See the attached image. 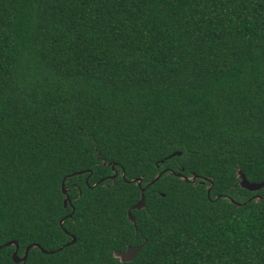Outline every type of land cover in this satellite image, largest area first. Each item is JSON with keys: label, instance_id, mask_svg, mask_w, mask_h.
<instances>
[{"label": "trees", "instance_id": "1", "mask_svg": "<svg viewBox=\"0 0 264 264\" xmlns=\"http://www.w3.org/2000/svg\"><path fill=\"white\" fill-rule=\"evenodd\" d=\"M237 171L264 180V0H0V264H264Z\"/></svg>", "mask_w": 264, "mask_h": 264}, {"label": "water", "instance_id": "2", "mask_svg": "<svg viewBox=\"0 0 264 264\" xmlns=\"http://www.w3.org/2000/svg\"><path fill=\"white\" fill-rule=\"evenodd\" d=\"M178 153L179 152H173V154H178ZM77 173H80V172H77ZM115 175H116V172H114L112 176H109V178L112 179ZM120 175L123 176V173H121ZM159 175H160V173L156 174L150 181H148L146 183L145 186L151 184L154 180H156L159 177ZM236 175L239 177L238 184L241 187L246 188L247 190L253 191V190H257L259 188H264V180L260 181V182H248L247 180H245V178L243 177V175L240 172L237 171ZM183 179H186V178L183 177ZM130 181H134V179H131ZM137 185L139 186V180H137ZM143 190H144V187L139 186V198L130 208L139 209L143 206V200H144L143 199ZM61 192L64 195L63 206H65L66 203H68V196L66 194V189L63 187L62 183H61ZM126 216H127L128 220L133 222V217L129 213V209H127V211H126ZM60 223H61V220H59V224ZM73 240H74V237L72 236L71 240L69 242H72ZM11 243L14 244V249L11 253V258H12L13 262H15V263L23 262L26 258L28 246L24 249L23 254L18 257L16 255V242L15 241H8V242L4 243L3 245H9ZM141 246H142V243L138 244L137 246H126L123 251L114 252V256L118 257V259L120 261H128L134 257V255L140 249ZM40 250L42 252H51V251H44L43 249H40Z\"/></svg>", "mask_w": 264, "mask_h": 264}]
</instances>
